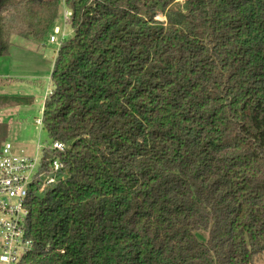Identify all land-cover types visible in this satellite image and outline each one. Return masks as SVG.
I'll list each match as a JSON object with an SVG mask.
<instances>
[{"label":"trees","instance_id":"obj_1","mask_svg":"<svg viewBox=\"0 0 264 264\" xmlns=\"http://www.w3.org/2000/svg\"><path fill=\"white\" fill-rule=\"evenodd\" d=\"M64 6L73 37L42 120L67 147L44 153L64 170L29 193L21 264H253L264 254V0ZM59 12L60 0H0V59L14 36L43 42ZM33 104L0 96V111ZM7 132L0 124V150Z\"/></svg>","mask_w":264,"mask_h":264},{"label":"rangeland","instance_id":"obj_2","mask_svg":"<svg viewBox=\"0 0 264 264\" xmlns=\"http://www.w3.org/2000/svg\"><path fill=\"white\" fill-rule=\"evenodd\" d=\"M183 1L177 0L181 3ZM65 12L64 0H60V12L55 28L58 27L61 30L58 38H61L64 33L68 41L73 37V32L70 25L65 24ZM159 19L165 20L162 15ZM49 39L50 36L38 43L14 36L9 55L0 59V77L24 80L21 83L0 88V95L34 100L32 106L8 108L0 112V124L8 125L4 141L11 143L17 154L24 151L26 155L37 158L39 162L53 143L43 128L37 124V120H43L44 103L48 93L53 89L51 74L60 49V44H52ZM38 168L39 165L37 170ZM208 235V232L197 234L201 242H206ZM253 264H264V254Z\"/></svg>","mask_w":264,"mask_h":264},{"label":"built area","instance_id":"obj_3","mask_svg":"<svg viewBox=\"0 0 264 264\" xmlns=\"http://www.w3.org/2000/svg\"><path fill=\"white\" fill-rule=\"evenodd\" d=\"M72 13L64 14L65 24ZM61 30L56 27L50 35V43L61 44L66 40ZM42 127L43 121L37 120ZM66 146L53 142L46 151L55 155L65 152ZM39 168L37 170V166ZM45 166H47L45 168ZM64 165L58 158H46L41 162L21 151L15 152L11 143H5L0 150V263L21 264L33 249V242L27 238L26 223L29 216L27 199L35 185H41L42 193L48 187L55 185L62 177Z\"/></svg>","mask_w":264,"mask_h":264},{"label":"crops","instance_id":"obj_4","mask_svg":"<svg viewBox=\"0 0 264 264\" xmlns=\"http://www.w3.org/2000/svg\"><path fill=\"white\" fill-rule=\"evenodd\" d=\"M6 87H9V86H6ZM0 88H3V87H0ZM0 96H8V95H0ZM5 110H8V109L1 110L0 112L5 111Z\"/></svg>","mask_w":264,"mask_h":264}]
</instances>
